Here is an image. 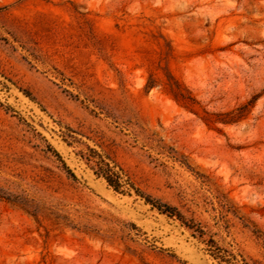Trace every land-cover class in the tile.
<instances>
[{
    "label": "rangeland",
    "instance_id": "374dc122",
    "mask_svg": "<svg viewBox=\"0 0 264 264\" xmlns=\"http://www.w3.org/2000/svg\"><path fill=\"white\" fill-rule=\"evenodd\" d=\"M0 195V264H264V0H0Z\"/></svg>",
    "mask_w": 264,
    "mask_h": 264
},
{
    "label": "trees",
    "instance_id": "16d2710c",
    "mask_svg": "<svg viewBox=\"0 0 264 264\" xmlns=\"http://www.w3.org/2000/svg\"><path fill=\"white\" fill-rule=\"evenodd\" d=\"M171 92L176 100H178L179 98H184L182 93H180L177 90L171 89ZM229 114H232V112H229ZM232 121H233V117L222 122L227 124V123H231ZM52 152L55 154V156L60 158L59 155L53 149ZM95 158L96 161H95L94 174L97 175L98 177L103 178L105 182L108 184V186L111 187L115 192L121 194H127V195H131V192H133L136 196L143 199L146 204H149L152 208L156 209L160 213L166 214L168 217H175L187 228L201 235L203 234L201 229H199V227H197L192 221L185 220L175 207L161 203L158 200L151 198L150 196L144 195V193L135 185L131 177L118 164L111 161L107 157H102L99 154H96ZM63 166L66 169L67 173L72 178H75L74 175L71 173V171L65 165ZM0 198L10 201L8 197H3L0 195ZM207 245L209 247L208 250L210 254L214 256V258L219 260H224L223 256L220 254L219 248H215L210 244Z\"/></svg>",
    "mask_w": 264,
    "mask_h": 264
}]
</instances>
